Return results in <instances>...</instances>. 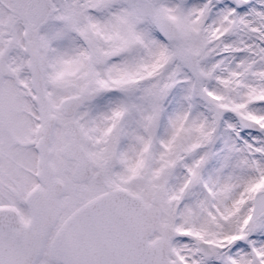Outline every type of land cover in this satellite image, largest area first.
I'll use <instances>...</instances> for the list:
<instances>
[{
    "label": "snow or ice",
    "instance_id": "6c2138e0",
    "mask_svg": "<svg viewBox=\"0 0 264 264\" xmlns=\"http://www.w3.org/2000/svg\"><path fill=\"white\" fill-rule=\"evenodd\" d=\"M0 264H264V0H0Z\"/></svg>",
    "mask_w": 264,
    "mask_h": 264
}]
</instances>
